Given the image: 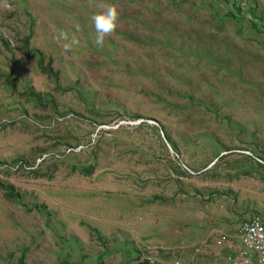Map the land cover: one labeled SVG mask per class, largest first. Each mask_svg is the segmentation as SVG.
<instances>
[{"label":"rangeland","instance_id":"rangeland-1","mask_svg":"<svg viewBox=\"0 0 264 264\" xmlns=\"http://www.w3.org/2000/svg\"><path fill=\"white\" fill-rule=\"evenodd\" d=\"M253 218L264 0H0V264H258Z\"/></svg>","mask_w":264,"mask_h":264},{"label":"built area","instance_id":"built-area-1","mask_svg":"<svg viewBox=\"0 0 264 264\" xmlns=\"http://www.w3.org/2000/svg\"><path fill=\"white\" fill-rule=\"evenodd\" d=\"M237 243L242 247L244 256L256 258L258 264H264V221L259 218L243 222L237 232ZM228 262L239 264L229 256Z\"/></svg>","mask_w":264,"mask_h":264},{"label":"clouds","instance_id":"clouds-1","mask_svg":"<svg viewBox=\"0 0 264 264\" xmlns=\"http://www.w3.org/2000/svg\"><path fill=\"white\" fill-rule=\"evenodd\" d=\"M94 21V27L96 31V44L102 46L105 41V37L115 31L119 21V11L115 5H108L100 12H97L92 17ZM62 37L67 40V33H62ZM78 39L73 34L70 43L64 44L65 51L71 49L75 44H78Z\"/></svg>","mask_w":264,"mask_h":264},{"label":"trees","instance_id":"trees-1","mask_svg":"<svg viewBox=\"0 0 264 264\" xmlns=\"http://www.w3.org/2000/svg\"><path fill=\"white\" fill-rule=\"evenodd\" d=\"M34 54V53H33ZM33 54H30L28 57L29 58H31L32 56H33ZM18 264H23V262H22V260L21 261H19V263Z\"/></svg>","mask_w":264,"mask_h":264},{"label":"crops","instance_id":"crops-1","mask_svg":"<svg viewBox=\"0 0 264 264\" xmlns=\"http://www.w3.org/2000/svg\"><path fill=\"white\" fill-rule=\"evenodd\" d=\"M262 221H264L263 219H262ZM254 257V256H253ZM234 258V257H233ZM256 259V258H255Z\"/></svg>","mask_w":264,"mask_h":264}]
</instances>
